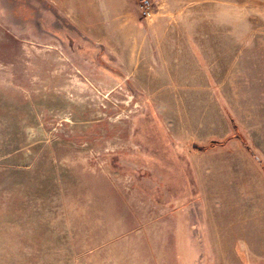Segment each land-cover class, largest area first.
<instances>
[{
	"label": "rangeland",
	"instance_id": "obj_1",
	"mask_svg": "<svg viewBox=\"0 0 264 264\" xmlns=\"http://www.w3.org/2000/svg\"><path fill=\"white\" fill-rule=\"evenodd\" d=\"M150 1L0 0V264H264V0Z\"/></svg>",
	"mask_w": 264,
	"mask_h": 264
},
{
	"label": "built area",
	"instance_id": "obj_2",
	"mask_svg": "<svg viewBox=\"0 0 264 264\" xmlns=\"http://www.w3.org/2000/svg\"><path fill=\"white\" fill-rule=\"evenodd\" d=\"M144 2H145V3L143 4L144 7H145V5H147V6H148V5H149V6L151 5V1H150V0H144ZM145 12H146V13H149V12H150V9L146 8V9H145Z\"/></svg>",
	"mask_w": 264,
	"mask_h": 264
},
{
	"label": "trees",
	"instance_id": "obj_3",
	"mask_svg": "<svg viewBox=\"0 0 264 264\" xmlns=\"http://www.w3.org/2000/svg\"><path fill=\"white\" fill-rule=\"evenodd\" d=\"M213 144H216V143H213ZM200 148L205 149V147H202V146Z\"/></svg>",
	"mask_w": 264,
	"mask_h": 264
}]
</instances>
